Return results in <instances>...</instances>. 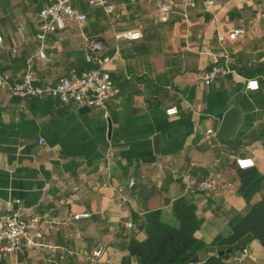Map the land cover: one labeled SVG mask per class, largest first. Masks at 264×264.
I'll return each instance as SVG.
<instances>
[{"label":"crops","instance_id":"0c3cea01","mask_svg":"<svg viewBox=\"0 0 264 264\" xmlns=\"http://www.w3.org/2000/svg\"><path fill=\"white\" fill-rule=\"evenodd\" d=\"M73 1L87 22H68L41 42L37 15L46 0H0V74L11 83L22 81L30 60L41 86L95 66L82 34L109 55L113 82L104 110L0 88V222L21 208L65 256L24 249L0 264H137L129 244L144 233L135 218L161 211L172 222L179 200L194 209L202 243L228 235L235 215L264 201V180L252 197L242 195L237 165L251 159L264 178V0H198L194 8L172 0L167 21L145 0ZM235 29L244 33L231 40ZM137 31L140 39L122 36ZM204 45L229 55V71L210 85ZM250 80L258 90L246 89ZM173 107L178 113L167 115ZM232 110L233 132L221 139ZM183 174L217 184L192 192ZM100 247L105 253L93 258ZM246 248L247 260L229 259L264 264L258 240Z\"/></svg>","mask_w":264,"mask_h":264},{"label":"built area","instance_id":"2783aa9c","mask_svg":"<svg viewBox=\"0 0 264 264\" xmlns=\"http://www.w3.org/2000/svg\"><path fill=\"white\" fill-rule=\"evenodd\" d=\"M187 8H194L198 0H182ZM147 4H154L158 16L162 21H167L172 11L174 2L172 0H145ZM92 5L104 6L103 0H90ZM110 11L113 6H108ZM183 20L187 19L183 13ZM37 20L39 24V32L35 39L45 42L49 35H55L64 30L68 22H77L80 26L84 25L88 18L74 5L73 0H46V5L38 12ZM243 29H235L229 34L231 40L236 39L243 34ZM83 39L87 43L88 52L86 55L87 63L95 65L80 73L72 72L70 75L60 78L55 84L35 85L33 84V62L28 61L27 70L23 75L22 81L19 83H11L3 75L0 74V88L8 91L11 95L20 98H43L53 97L63 104L78 105L87 107H96L106 109L107 103L112 95L113 82L110 73L105 69L109 63L110 57L104 51L103 46L97 42H91L84 34ZM130 40H137L142 37V33L128 32L122 35ZM222 39V36H221ZM2 37L0 36V43ZM211 58V65L204 73L203 80L210 85L215 80L225 75L228 69L229 55L225 50L214 51L208 45H204L200 51ZM254 85V86H253ZM246 89L256 91L259 89L257 80H250L246 84ZM167 115L174 116L178 113L176 107L166 111ZM212 131H208L211 134ZM237 165L241 169L254 166L251 159L238 160ZM182 184L192 191H209L212 190L217 181L214 178L197 179L190 174H183L180 178ZM134 182L129 183V187H133ZM124 189L119 190L123 193ZM88 215L75 216L76 219L87 217ZM132 227V224H128ZM45 248L53 255H59V260H64V254L58 253V247L50 245L44 241V237L39 228V218L34 217L28 219L25 217L21 208L10 211L4 215L0 222V260L16 254L24 249ZM105 253V248L100 247L92 255L93 258H100ZM249 258L247 248L243 249L234 257L235 262H242ZM60 264V263H55Z\"/></svg>","mask_w":264,"mask_h":264},{"label":"trees","instance_id":"16d2710c","mask_svg":"<svg viewBox=\"0 0 264 264\" xmlns=\"http://www.w3.org/2000/svg\"><path fill=\"white\" fill-rule=\"evenodd\" d=\"M239 190L246 198L258 192L263 176L253 167L239 168ZM175 220L168 222L161 211H151L136 217L144 239H132L130 256L137 264H235L234 258L253 240L264 246V201L252 205L245 213L237 214L231 222L230 233L219 235L210 245L202 243L196 232L200 227L194 209L182 200L174 204ZM225 255L218 256V253Z\"/></svg>","mask_w":264,"mask_h":264},{"label":"water","instance_id":"95a60500","mask_svg":"<svg viewBox=\"0 0 264 264\" xmlns=\"http://www.w3.org/2000/svg\"><path fill=\"white\" fill-rule=\"evenodd\" d=\"M234 113V110H232L229 115L227 116L225 122L223 123L222 127L220 128L219 130V138L221 139H226L229 135L228 134H231L233 132L232 130V126L233 124H231V120H230V116H232ZM225 255V252H220L218 253V256H223Z\"/></svg>","mask_w":264,"mask_h":264},{"label":"snow or ice","instance_id":"6c2138e0","mask_svg":"<svg viewBox=\"0 0 264 264\" xmlns=\"http://www.w3.org/2000/svg\"><path fill=\"white\" fill-rule=\"evenodd\" d=\"M254 86V85H253Z\"/></svg>","mask_w":264,"mask_h":264}]
</instances>
